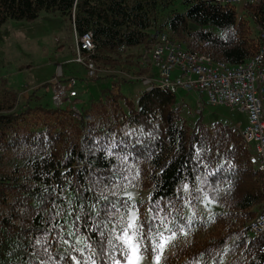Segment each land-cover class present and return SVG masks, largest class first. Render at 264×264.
Returning <instances> with one entry per match:
<instances>
[{"label": "trees", "instance_id": "16d2710c", "mask_svg": "<svg viewBox=\"0 0 264 264\" xmlns=\"http://www.w3.org/2000/svg\"><path fill=\"white\" fill-rule=\"evenodd\" d=\"M42 10L59 12L77 35L91 32V57L98 71L116 72L106 75L115 82L141 80L148 71L134 48L148 45L155 30L183 38L191 51L228 65L243 63L261 44L252 19L238 14L236 5L199 0H0V26L8 19L33 20ZM116 66H127L128 72L113 70ZM114 88L81 106L75 119L62 107L19 105L16 92L0 80V264H38L32 253L39 246L32 245L45 237L50 214L66 209L70 215L58 219L70 222L81 199L88 204L99 195L76 189L95 187L98 177L120 183L124 175L132 183L124 180L122 188L139 192L134 197L141 213L156 205L167 212L173 204L186 217L195 213L190 235L179 238L166 264H190L201 253L207 261L210 251H222L217 264H232L237 256L233 264H264V235L247 239L250 223L264 207V175L250 163V146L238 127L206 124L200 111L188 121L176 94L156 85L137 100L119 89L113 93ZM105 145H116L112 156L98 150ZM119 156H127L125 164ZM125 167L128 172L117 178L114 170ZM184 184L208 191L217 209L208 210L210 203L203 208L202 201L183 204ZM80 231L95 238L83 224ZM50 251L55 264H63L55 243ZM41 258L46 259L42 253Z\"/></svg>", "mask_w": 264, "mask_h": 264}, {"label": "built area", "instance_id": "2783aa9c", "mask_svg": "<svg viewBox=\"0 0 264 264\" xmlns=\"http://www.w3.org/2000/svg\"><path fill=\"white\" fill-rule=\"evenodd\" d=\"M199 1L209 5L239 4L238 14L245 13L252 19L261 38L258 51L243 63L228 65L191 51L183 38H171L166 32L155 30L149 35L147 48L142 47L145 49L140 53L141 66L149 67L140 79L147 90L156 85L176 94L181 89L195 93L198 99L205 95L207 105H224L246 113L247 124L238 128L239 134L250 146V163L264 175V0ZM74 38L72 61L83 65L89 77L95 76L98 70L91 57L95 50L91 32L77 35L74 31ZM124 48L123 45L120 47L121 50ZM61 75L58 68L50 82L53 105L66 109L73 118L79 119L77 80ZM247 235L248 240L264 235V207L250 223Z\"/></svg>", "mask_w": 264, "mask_h": 264}, {"label": "snow or ice", "instance_id": "6c2138e0", "mask_svg": "<svg viewBox=\"0 0 264 264\" xmlns=\"http://www.w3.org/2000/svg\"><path fill=\"white\" fill-rule=\"evenodd\" d=\"M121 145L127 148L123 142ZM111 147L116 145H105L98 150L112 156ZM118 159L121 164H125L127 156H119ZM127 172L126 167L114 170L117 178H120L121 173ZM105 180L109 183H105ZM112 180L111 176L98 177L93 180L95 187L76 189L79 192H98L99 195L96 196L95 202L88 204L81 199L80 203L73 207L76 215L70 222L65 220V223L61 224L58 219L62 214L70 215L66 209L57 208L50 214L45 237L43 240L35 239L32 245L34 249L39 246V252L32 253L38 264H55L57 257L50 251L52 243L57 245V251L60 253L58 259L63 264H166L167 254L176 246L179 238H187L190 235L195 213L186 217L183 209L174 204L167 212L156 205L155 210L150 207L145 213H141L133 193L127 190V186L122 188L124 180L132 183L128 176L124 175L120 183H113ZM45 191L47 192V189ZM182 191L187 194L186 198L182 197L185 205L191 206L194 200L215 202V198L204 188L196 187L192 190L188 184H184ZM55 199L53 195V206ZM87 199L91 201L92 197ZM81 224L90 232H94L95 238L93 235L81 233ZM47 235H52L53 240L49 241ZM41 253L46 259L41 258ZM221 254L222 251H210L209 259L205 261V254L201 253L194 257L190 264H217L216 257Z\"/></svg>", "mask_w": 264, "mask_h": 264}, {"label": "rangeland", "instance_id": "374dc122", "mask_svg": "<svg viewBox=\"0 0 264 264\" xmlns=\"http://www.w3.org/2000/svg\"><path fill=\"white\" fill-rule=\"evenodd\" d=\"M236 6L240 7L239 4ZM74 39L69 20L56 11L42 10L33 20L8 19L0 26V80H4L16 92L19 105L39 103L53 106L50 82L58 73V68L64 78L77 76L75 89L79 95L80 107L101 98L103 90L115 85L122 96L137 100L139 94L146 89L141 80L115 82V76L106 78V75L116 72H108L110 69L105 68L89 77L83 65L72 61L75 56ZM145 48H134V54L141 55ZM123 68L127 66H116L113 70L128 72ZM114 91L115 89L112 92ZM176 101L181 104V114L188 121H193L200 110L206 124L221 121L238 128L247 124L246 113L224 105H207L205 95H200L198 99L195 93L180 89L176 93ZM128 191L134 196L139 193L135 189ZM206 204L207 201L201 202L203 208ZM215 209L217 205L210 203L208 210Z\"/></svg>", "mask_w": 264, "mask_h": 264}, {"label": "water", "instance_id": "95a60500", "mask_svg": "<svg viewBox=\"0 0 264 264\" xmlns=\"http://www.w3.org/2000/svg\"><path fill=\"white\" fill-rule=\"evenodd\" d=\"M238 256L234 259V261L232 262V264L237 260Z\"/></svg>", "mask_w": 264, "mask_h": 264}, {"label": "crops", "instance_id": "0c3cea01", "mask_svg": "<svg viewBox=\"0 0 264 264\" xmlns=\"http://www.w3.org/2000/svg\"><path fill=\"white\" fill-rule=\"evenodd\" d=\"M114 89H115L114 93L117 92V89L116 88H114Z\"/></svg>", "mask_w": 264, "mask_h": 264}]
</instances>
